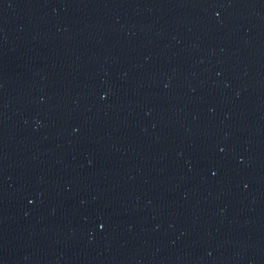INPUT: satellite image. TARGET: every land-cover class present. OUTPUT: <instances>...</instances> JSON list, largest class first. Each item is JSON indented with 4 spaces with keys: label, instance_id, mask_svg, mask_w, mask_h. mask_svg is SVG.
<instances>
[{
    "label": "water",
    "instance_id": "95a60500",
    "mask_svg": "<svg viewBox=\"0 0 264 264\" xmlns=\"http://www.w3.org/2000/svg\"><path fill=\"white\" fill-rule=\"evenodd\" d=\"M0 264H264V0H0Z\"/></svg>",
    "mask_w": 264,
    "mask_h": 264
}]
</instances>
